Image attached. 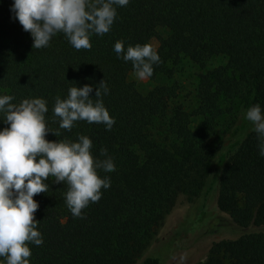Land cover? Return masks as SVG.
Listing matches in <instances>:
<instances>
[{
  "label": "trees",
  "instance_id": "16d2710c",
  "mask_svg": "<svg viewBox=\"0 0 264 264\" xmlns=\"http://www.w3.org/2000/svg\"><path fill=\"white\" fill-rule=\"evenodd\" d=\"M12 2L0 0V95L12 96L16 105L44 99L46 140L87 136L93 158L105 159L100 150L106 149L115 165L112 172L97 170L110 187L101 188V198L79 217L66 206L67 184L53 183L51 176L45 181L47 192L33 196L43 243L26 242L29 264H159L143 253L177 197L197 196L206 187L212 136L234 124L235 117L226 118L235 108L245 113L259 104L264 112V0H129L116 7L110 30L91 33V48L79 50L62 32L47 47L32 48L30 33L10 12ZM152 38L161 63L148 79L161 77L166 84L141 93L127 79L131 62L118 58L113 45L150 44ZM181 63L202 71L190 98L179 97L182 87L174 80ZM103 79L109 91L101 90V99L115 120L111 129L83 120L61 129L55 98L84 84L93 86L94 96ZM261 143L264 138L249 131L222 163L216 206L225 216L212 227L237 237L213 243L201 264H264Z\"/></svg>",
  "mask_w": 264,
  "mask_h": 264
},
{
  "label": "clouds",
  "instance_id": "9594fccd",
  "mask_svg": "<svg viewBox=\"0 0 264 264\" xmlns=\"http://www.w3.org/2000/svg\"><path fill=\"white\" fill-rule=\"evenodd\" d=\"M129 0H13L10 12L32 38V48L47 47L57 32H62L69 44L79 50L90 49L91 33L102 35L110 30L116 17V7H124ZM113 50L118 58L130 61L137 79L152 76L153 65L161 63L151 44L124 47L116 41ZM108 94L106 82L95 86L84 84L68 89L66 98H55L53 115L59 117V127L71 130L75 121L103 123L110 130L115 123L104 106L101 96ZM93 97L96 99L93 100ZM10 95H0V112L7 127L0 128V257L2 264H29L31 255L26 242L39 246L43 243L37 231L34 213L38 202L33 196L47 192L48 178L53 183H66L65 203L74 217L90 202L101 198V188L110 187V179L101 177L97 170L112 172L115 165L107 157L106 149L93 158L92 141L78 135L75 141L46 140L44 114L48 111L42 98L24 99L18 105L10 103ZM244 118L254 131L264 138V112L259 104L250 106ZM259 156L264 157V143L259 145Z\"/></svg>",
  "mask_w": 264,
  "mask_h": 264
},
{
  "label": "rangeland",
  "instance_id": "374dc122",
  "mask_svg": "<svg viewBox=\"0 0 264 264\" xmlns=\"http://www.w3.org/2000/svg\"><path fill=\"white\" fill-rule=\"evenodd\" d=\"M159 33L164 36L162 30H159ZM150 44L156 49L158 40L152 38ZM218 61L220 59L212 65H216ZM177 70L174 80L182 87L179 97L190 98L197 74L202 71L186 63H181ZM127 79L141 93L156 85L166 84V80L161 77L155 80L137 79L133 71L128 73ZM236 110L237 108L230 118H226L230 122L235 117L234 124L229 128L220 129L209 141L212 153L207 161L206 187L197 196L177 197L154 239L148 244L143 257L158 258L159 264H201L213 243L237 237L226 229L214 230L212 227L215 218L225 216L216 206L217 178L222 163L244 136L254 130L253 124L244 118V113Z\"/></svg>",
  "mask_w": 264,
  "mask_h": 264
}]
</instances>
